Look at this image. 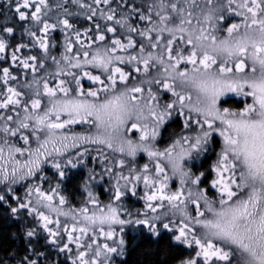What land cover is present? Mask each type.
I'll list each match as a JSON object with an SVG mask.
<instances>
[{"label": "snow or ice", "instance_id": "obj_1", "mask_svg": "<svg viewBox=\"0 0 264 264\" xmlns=\"http://www.w3.org/2000/svg\"><path fill=\"white\" fill-rule=\"evenodd\" d=\"M0 7V264H264V0Z\"/></svg>", "mask_w": 264, "mask_h": 264}, {"label": "trees", "instance_id": "obj_2", "mask_svg": "<svg viewBox=\"0 0 264 264\" xmlns=\"http://www.w3.org/2000/svg\"><path fill=\"white\" fill-rule=\"evenodd\" d=\"M0 14H3L4 16L11 17V12L4 7H0ZM200 162H197V166H199ZM50 171V170H49ZM86 169H76L72 170L71 173V180L69 182H66L67 185V191L70 194V197L72 198L73 202H77L78 200L81 199L82 192L80 189V182H81V177L85 176ZM79 196V198H77ZM7 226L4 225L2 221H0V228H6ZM140 261L141 264L144 260V257L140 255L139 253H134L129 261V264H136L137 261Z\"/></svg>", "mask_w": 264, "mask_h": 264}, {"label": "rangeland", "instance_id": "obj_3", "mask_svg": "<svg viewBox=\"0 0 264 264\" xmlns=\"http://www.w3.org/2000/svg\"><path fill=\"white\" fill-rule=\"evenodd\" d=\"M138 159H139L140 163H143V162L146 161V157H144L143 154H141V157H139ZM85 173H86V171H85ZM95 190H97L98 192L102 191L101 186H96V189ZM104 195H102L101 199H106V194H104ZM77 198H79V196H77ZM80 200H78L77 202H73L72 201V203L73 204H79L80 203ZM137 206H139V202H137Z\"/></svg>", "mask_w": 264, "mask_h": 264}, {"label": "flooded vegetation", "instance_id": "obj_4", "mask_svg": "<svg viewBox=\"0 0 264 264\" xmlns=\"http://www.w3.org/2000/svg\"><path fill=\"white\" fill-rule=\"evenodd\" d=\"M96 189V188H95ZM97 191V190H96ZM98 192V191H97ZM104 195V194H103ZM105 196V195H104ZM102 197V196H101Z\"/></svg>", "mask_w": 264, "mask_h": 264}]
</instances>
